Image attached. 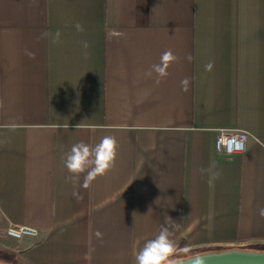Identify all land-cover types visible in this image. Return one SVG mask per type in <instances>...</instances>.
I'll list each match as a JSON object with an SVG mask.
<instances>
[{
    "label": "crops",
    "instance_id": "0c3cea01",
    "mask_svg": "<svg viewBox=\"0 0 264 264\" xmlns=\"http://www.w3.org/2000/svg\"><path fill=\"white\" fill-rule=\"evenodd\" d=\"M222 129L246 150L219 152ZM104 136L115 165L80 188L66 155ZM0 203L3 264H134L162 227L172 262L264 250V0H0Z\"/></svg>",
    "mask_w": 264,
    "mask_h": 264
},
{
    "label": "clouds",
    "instance_id": "9594fccd",
    "mask_svg": "<svg viewBox=\"0 0 264 264\" xmlns=\"http://www.w3.org/2000/svg\"><path fill=\"white\" fill-rule=\"evenodd\" d=\"M75 27L79 32L84 31V27L80 23H77ZM124 35L125 33L116 29H109L107 32L109 39L115 38L119 40ZM59 36L60 32L58 30L56 33L57 39ZM84 46L87 47V43ZM27 54L30 58H35L34 53L29 52ZM177 59V56L171 50H167L161 54L160 62L152 65L151 70L145 73V75L152 77L154 72L157 77L155 83L159 85L169 75L168 69ZM187 59L191 61V55H188ZM212 67V63L209 62L205 65V70L211 71ZM180 83L182 91L187 92L190 85L189 78L185 77ZM79 127L80 124L76 125V128ZM117 147L118 143L114 136H104L94 146L84 142L72 145L65 159V167L72 174L68 179L77 183L80 176L83 175V182L79 186L85 190L88 189L97 177L106 175L114 167L117 157ZM72 195L77 200L83 199L82 193L78 190L74 191ZM259 214L264 216V208L260 209ZM169 219L171 218L169 217ZM94 235L97 239H102L103 237V234L98 230ZM172 235L173 233L169 227H162L159 234L154 239L148 240L143 248L136 253L134 264H172L171 257L176 251L175 242L171 238ZM84 258L89 262L91 261L90 254H86Z\"/></svg>",
    "mask_w": 264,
    "mask_h": 264
},
{
    "label": "built area",
    "instance_id": "2783aa9c",
    "mask_svg": "<svg viewBox=\"0 0 264 264\" xmlns=\"http://www.w3.org/2000/svg\"><path fill=\"white\" fill-rule=\"evenodd\" d=\"M248 133L241 130L222 129L218 131L215 146L219 152L227 155H235L243 153L246 150ZM4 211L0 203V219L3 217ZM4 235L12 239H22L24 237L38 238L40 230L30 225H19L9 223L4 228Z\"/></svg>",
    "mask_w": 264,
    "mask_h": 264
},
{
    "label": "water",
    "instance_id": "95a60500",
    "mask_svg": "<svg viewBox=\"0 0 264 264\" xmlns=\"http://www.w3.org/2000/svg\"><path fill=\"white\" fill-rule=\"evenodd\" d=\"M172 264H264V250L235 247L198 254L184 260L174 261Z\"/></svg>",
    "mask_w": 264,
    "mask_h": 264
}]
</instances>
